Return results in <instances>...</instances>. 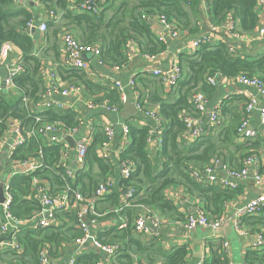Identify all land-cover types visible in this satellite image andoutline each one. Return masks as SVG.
Segmentation results:
<instances>
[{"label": "trees", "instance_id": "trees-1", "mask_svg": "<svg viewBox=\"0 0 264 264\" xmlns=\"http://www.w3.org/2000/svg\"><path fill=\"white\" fill-rule=\"evenodd\" d=\"M41 1L48 9H50V3L54 5V13L56 12L55 14L63 20L59 28L70 30L81 42L98 45L101 48L99 58L107 66L128 64L127 52L132 44L143 54L158 55L167 47V44L157 40L147 20L148 16L162 15L168 21L174 22L180 31L186 30L188 35L199 31L198 28L192 27V18L200 16L196 9L198 0H104L97 13L71 8L73 4L81 0ZM186 1L190 2L191 13L185 9ZM261 5L258 0H211L210 22L214 25H223L231 18L234 31L254 37L261 26L259 14ZM31 19V13L23 4H18L14 0H0V44L3 41H10L23 54L21 57L23 71L13 78V85L22 91L23 96L28 100L35 102L42 88L37 77L39 62L31 55L33 42L26 30V23ZM235 43L232 38H229L216 44L202 45L193 53L186 50L177 53L183 73L179 80L178 98L169 102L159 96H147L148 104L156 103L158 106L155 112L158 118H161L160 135L156 137V140L153 139L155 146L148 141L150 136L148 126L138 124L133 118L126 120L128 143L119 154V158L132 161L135 170L131 178L126 181L121 180L120 185L135 188L134 204L150 206L166 219L169 217L180 219L176 205L166 197L165 192L173 185H183L189 193L197 195L207 215L215 217L222 213V203L232 196V192L216 184L197 182L192 178L190 170L196 165L208 164L218 159L224 148L236 146L234 142L237 134L236 127L244 113L237 120L236 125L230 123L216 135L202 134L190 143L183 140L187 131L183 115L186 113L195 115L189 102V95L193 90L199 88L205 95H214L215 86L207 83V76H213L219 82L220 79L235 81L238 76L245 74L259 77L264 82V52H253L255 44L249 48L236 46L231 52L229 46H235ZM65 72L66 77L79 84L87 94L101 92L114 104L119 103L116 89H109L108 86L90 81L81 70L69 69ZM135 81L137 85L139 83L144 85V82L153 83L151 80L138 78V75ZM135 90H138L137 86ZM5 96L3 93L0 96V137L6 127L4 122L6 118H17L21 125L28 127L34 124V117L39 116L40 122L58 121L66 127H71L74 125L75 117L78 116L69 109H46L42 112L30 113L21 98L13 102ZM142 104L145 108L151 109L146 107L147 104L143 100ZM103 137L102 133L94 134L86 152V169L77 171L73 178H65L70 186L78 188L85 196H92L97 183L112 174L110 163L104 162L97 155V148ZM245 141L247 145L237 147L245 148L247 150L245 155L251 153L253 148L257 149V143L250 142V139ZM40 144L43 160L48 167L44 168L39 175L58 188L64 184L62 177H65L64 169L58 165L59 145L44 144L39 136L30 137L13 150L12 158L24 159L29 154L33 155ZM152 146H154L153 149ZM249 149L251 152H248ZM34 174L14 175L10 179V189L13 194L10 210L18 218L29 217L33 211L39 209L36 201L26 198L30 187L29 182ZM120 204L121 190L116 187L110 194L97 201L95 209L100 215L88 212L85 218L87 220L95 218L99 223L114 215L117 216L114 211L120 207ZM127 209L121 208L119 212V216L128 217V222L123 228L117 227L118 222L104 230L98 226L95 233L100 241L116 242L122 245L124 251L130 245H136L137 251H140L141 243L132 233L134 225L131 224V213ZM260 213H264V210ZM253 217L254 215H251L246 218L250 220ZM56 219V225L49 227L39 229L22 227L16 235L21 251L6 248L0 251V260L6 264H37L41 248L47 250L50 258H62L69 245L82 235V230L77 226V212L74 207L56 211ZM184 220L185 218L178 221ZM256 223L258 228L253 231L261 232L264 236V215L257 218ZM7 235H0V241L7 239ZM216 245L219 252H214L213 264H226L225 258H221L222 246ZM123 250L119 249L111 257L109 264H135L132 253H124ZM186 255L185 246H178L166 255V264H183L186 261ZM99 259L100 254L87 247L75 255V264H95ZM244 260L248 264H264V245L259 250L249 249Z\"/></svg>", "mask_w": 264, "mask_h": 264}, {"label": "built area", "instance_id": "built-area-1", "mask_svg": "<svg viewBox=\"0 0 264 264\" xmlns=\"http://www.w3.org/2000/svg\"><path fill=\"white\" fill-rule=\"evenodd\" d=\"M16 3H21L22 0H14ZM104 0H81L77 4H73L71 8H75L80 11H87L97 13L101 8V4ZM211 1V0H210ZM260 4H263L264 0H258ZM48 18H56L57 15L53 10H48ZM147 20L151 22H158L162 26L163 32L156 34L158 41L167 44V38L172 40H182L180 30L174 22L168 21L162 15L148 16ZM33 27L32 20L26 23V30ZM38 30L43 33L47 30V23L42 20L38 25ZM209 32L203 33L195 38L183 40L181 46L189 53L195 52L200 46L206 44H216L218 32L221 29H225L230 37L240 43V41L246 40L245 35H241L234 31V24L232 19H228L223 25L210 24L208 26ZM258 36H264V28L260 27L258 30ZM63 51L60 58L59 65L65 69H78L86 72L90 78L97 77L96 72L91 71L88 61L83 58V54H91L100 60L101 48L98 45L91 43L81 42L76 36L67 29L62 32ZM237 46V45H236ZM234 45L229 46V50L233 52L235 50ZM15 51V45L10 41H3L0 44V68L4 67L6 72L4 75L0 74V96L4 92V88L13 87V78L23 71L22 58L20 55H15L14 62L8 64V59L12 57ZM182 51V50H181ZM180 52V51H179ZM178 52L171 55L170 65L166 72H161L157 69L153 71L154 75H159L161 81L168 88L175 87L179 80L182 78L183 73L180 67ZM133 54L127 52L128 62L133 58ZM145 59L156 60L158 55L145 54ZM127 64L112 66L114 71L125 68ZM206 81L208 84L213 85L215 77L207 76ZM239 84L250 86L256 89L258 96L264 97V82L256 76H247L242 74L235 80ZM113 87H115L118 93L117 106H109L112 111H117L118 108L126 105L128 102L134 104L135 112L138 116H145L153 120V124H146L150 136L148 137L149 143H153V139L160 134V119L158 118L155 110L145 108L142 104V98L140 93L135 90L136 81L134 76L130 77L126 84H122L118 80H111ZM58 92L62 96L66 97L72 93L82 94V87L74 81L66 82L62 87H59L56 83L48 87L45 92L51 95L52 92ZM43 93L41 94V96ZM228 96H223L214 107L210 110L209 117L204 124L206 128L214 127L217 122L218 114L221 110L222 102ZM26 103V98H23ZM209 98L201 90L194 91L190 96V103L195 115L186 113L183 115V122L187 130H191L194 127L192 133L195 136H200L203 132V128L200 123V116H202L208 107ZM87 108L94 110L98 108L97 104L90 102L86 104ZM45 109L63 110L69 109L70 105L67 103L56 101L55 99H48L44 103ZM257 110L259 113V119L264 126V102L260 101L258 97L249 96V99L245 105V115L240 120L236 127V133L247 139H255L260 136V132L254 128H251L248 124V114ZM34 124L25 127L20 124L17 118H6L5 129L0 137V186L2 187L3 201L0 202V235H9L7 239L0 241V251L6 248H12L17 251H21V246L17 240V234L22 227L31 229H39L56 225V211L67 210L74 207L77 212V226L82 230V235L76 238L73 242L74 255L69 257L63 264H75V255L80 252L81 247L85 243L91 241L95 251L100 254V259L95 264H108L111 257L116 254L120 249V244L116 242H102L100 241L95 230L98 227V223L95 218L87 220L85 215L90 212L93 215H100L96 212L95 206L97 201L103 199L106 195L110 194L116 187L119 190H124L125 193L121 194L120 207L116 209V212L121 211L130 204L134 199L136 192L134 187H124L120 185V181H126L131 178L135 166L130 160H120L119 154L124 150L128 143V125L127 123H120L119 131L121 134V141L126 142L119 150L117 166L120 171V180L116 182L114 178L107 177L97 183L93 190L92 196H85L78 188L70 186L65 178H73L77 171L86 169L85 157L88 146L91 144L94 132L95 122L92 121L87 126L83 125L79 116L74 119V125L66 127L63 123L58 121L53 122H40L39 116L34 117ZM105 119V121H104ZM101 126V132L103 134V140L97 148V155L104 161L111 163L112 154L109 153V148L112 146L115 137V128L107 118L102 117V121H99ZM84 129L82 132L81 130ZM39 136L40 140L44 144H56L59 145V162L58 165L64 169V176L62 177L64 184L57 188V186H49V182L45 177L39 174L48 165L43 160L42 145H38V149L35 154H29L24 159L12 158L13 150L22 145L27 138ZM65 136L71 137L73 140V152L70 150V143L65 139ZM218 164V159H214L208 164H205L199 168H193L190 170V174L193 179L198 182H207L210 184L219 185L221 188L228 190H235L237 187V180L243 179L250 174V166L252 168V174L255 179H259L258 167L256 164V158L253 155L245 157L243 160V166L240 169L225 168V175L223 177L215 174V167ZM35 173V174H34ZM34 174L30 180L29 192L26 195L27 199H32L39 204V209L32 212L31 216L26 218H18L10 210L11 203L13 201V194L10 189V179L14 175H29ZM264 210V194L251 198L247 203L241 205L236 209L233 216V226L236 233L240 235H246V229L242 227L243 219L246 216L255 215ZM225 216L220 214L219 216H209L206 214L202 207L196 208L191 214H189L182 223L185 229H193L195 227H208L211 229L218 228L224 221ZM162 216L149 208H146V212L138 216L134 221V231L137 234H144L148 231V226L158 227L163 223ZM122 223V226H125ZM264 245V236L261 232L255 233V237L250 244L251 250H259ZM224 247H227V243L224 242ZM0 264H6L0 260ZM37 264H52L47 250L41 248L38 253ZM195 264H206L203 258L199 259ZM231 264V263H228ZM244 264H248L244 262Z\"/></svg>", "mask_w": 264, "mask_h": 264}, {"label": "crops", "instance_id": "crops-1", "mask_svg": "<svg viewBox=\"0 0 264 264\" xmlns=\"http://www.w3.org/2000/svg\"><path fill=\"white\" fill-rule=\"evenodd\" d=\"M210 2V0H198V4H196V9H198L200 16L197 18H192V27L198 28L199 31L192 35H188L186 30L183 32L180 31V39L182 40H172L171 38H167V47L158 54L156 60L152 61L145 59L143 55L147 53H140L139 49L132 44L129 46L128 52L132 53L134 57L128 62L125 68L114 71L112 66L101 64L97 57H94L91 54H83L84 59L88 61L90 70L96 72L97 77L90 78L86 72L82 70L81 71L90 81L108 86L109 89H115L111 83V80H118L122 84H126L130 77L134 76L135 78L137 75L138 78L142 77L153 81V83L144 82V85H140V83L137 85L136 82V85L138 89L137 91H139L142 100L145 101V104H147L146 107H151V109L155 111L158 110V106L156 103H151V105L148 104L147 96L154 95L156 97L159 96L163 100L169 102L175 101L179 96L180 83L178 82V84L173 88H168L163 84L159 75L153 74V71L155 69L161 72H166L168 70L171 55L175 54V52L184 50V48L181 46L183 40H188L203 33H208L206 32L205 28L211 24L209 17ZM21 4H23L27 11L31 13V20L33 22V27H35L33 32H31V29L27 31L32 37L33 42L31 55L34 56L39 62L37 77L39 79V84L41 85L42 91L39 93V98L35 102L30 101L27 99V97L23 96V92L18 90L14 85L10 88H4V92H2L3 95H6L7 97H5L9 101L13 102L20 98L22 100L23 98H26V103H24L26 104L30 113H37L46 110L44 103L50 98L55 99L56 101L67 103L70 105V110L78 114L84 126H87V124H90L92 121L95 122V135L102 133L99 121H102L103 116L104 118H107V120H109L115 128L114 141L112 146L109 148V153H113L110 160V165L112 166V174L110 177L114 178L116 182H119L120 171L118 170L117 159L120 148L126 143L122 142L120 139V123H126L127 119L133 118L135 122L145 126L146 124H153V120L145 116H138V114L135 112V108L133 114V112L128 110L126 105L118 108L117 111H112L109 109V106H117V104L111 102V100L108 97H105L101 92L90 95L87 94V92L83 89L82 94L72 93L66 97L62 96L56 91L52 92L51 95L46 94L45 90L53 84L56 83L59 87H62L66 84V82L70 81V79L66 77L65 72L69 69H65L59 65L63 51V42L61 37L62 32L64 31L63 27L59 28V25L60 23H63V20L60 16L51 19L48 18V10L52 9L54 11L55 8L51 3L49 7L50 9L46 8L45 4L41 0H22ZM189 5V1L184 3L185 9L189 10L191 13V8ZM259 14L261 21L260 27L264 28V2L261 5ZM42 20L51 23L47 24V30L43 33H41L37 28ZM150 26H152V31L155 36L159 32H163L162 26L158 22H151ZM217 35L218 37L215 41L216 43L219 41H226L229 38L231 39L229 33L225 29H221ZM245 39L246 40L240 41V43L236 42L235 46L237 45L238 47L243 46L245 48H249L255 44V49L253 52H264V36L259 37L257 32V35L254 37L245 35ZM17 54L20 55V57L23 56L21 50L15 46V51L12 57L8 59V64H12L14 62L15 55ZM5 72L6 70L4 67L0 68V74L4 75ZM213 85L215 86V93L212 96L206 95L209 98L207 111L202 116H200V125L203 128L201 135L208 133L216 135L228 124L231 123L236 125L240 116L243 113L245 115V103H247L249 96L258 97L260 101L264 102V97L258 96L255 88L239 84L236 81L220 79L218 82L215 78ZM196 90L200 89L198 88ZM196 90H193L191 94ZM42 93L43 95L41 96ZM191 94L189 95V102ZM224 95L228 97L222 102L217 122L215 123L214 127L206 128L204 124L206 123V120L209 116L206 117L205 114L207 112L210 113V110L220 99H222ZM89 100L90 102L96 103L98 108L94 110L88 109L86 104ZM224 109L225 114L222 115ZM247 118L249 126L260 132V136L255 139H250V142L257 143V149L253 148L252 152L251 149H249L248 152L250 151L251 153L245 155L247 150L245 148L239 149L237 147L247 145L248 143L245 141L247 138H242L236 134V137L234 138L236 146L234 147L230 144L231 146L222 150V153L218 158V164L215 167V174L223 177L225 175V168L240 169L243 166V160L245 157L253 155L256 158V164L260 178H254L252 174V168L254 165H252L249 167L250 174L243 179L237 180L236 189L233 191L229 190L232 192V196L222 203L221 214H223L225 218L222 224L216 229H211L208 227H195L190 230L185 229L182 226L183 221L180 222L178 220L186 218L198 207L203 208V204L195 193H189L185 187H183V185H173L168 188L165 192V195L174 202L176 205V210L178 211V214L181 216V218L176 219L169 217V219H166L164 216H162L164 221L160 226L155 227L149 225L148 231L140 235L137 234L134 229H132L133 235L135 234L136 237L139 238L141 250L137 251L138 247L136 245L128 246L126 251H124L122 245H120V249L123 250L124 253H132V256L135 258V264L137 261V264H166V255L171 253L178 246H185L187 251L186 261L183 264H195L201 258L205 260L206 264H213L212 258H214V252H219L216 244L222 246L221 251H223L225 254L222 253L221 258H225L226 264H244V258L247 255L248 250L251 249L250 244L255 237L256 232L253 231V229L258 228L256 219L261 218L264 215V213H257L250 220L248 219L249 216H246L248 218L245 217L246 219L242 222V227L246 229V235H240L234 230L233 216L236 209L247 203L251 198L264 194V126L260 122L259 113L257 110L251 111ZM81 131L83 132L84 129ZM196 137L197 136H195V134H193L189 129L184 134L183 140L187 143H190ZM151 145L155 146L154 143ZM154 146L151 148L153 149ZM70 150L73 152V148L70 147ZM201 166H203V164L196 165L195 168H199ZM94 168H96L95 165ZM203 183L207 184V182ZM47 184L49 186H55V184L50 183V181ZM134 199L130 202V204H128V206H126V208H128L127 210L131 213L132 225H134V221L138 216H141L146 212V208L155 211L150 206L134 204ZM119 212L114 211L117 216L114 215L113 217L99 222L98 226L102 228L101 230H104V228H109L112 225H116L118 222L119 224L117 227L119 229L123 228L124 226H122V223L126 224L128 222V217L125 215H123V217L119 216ZM8 237L9 235L6 236V238ZM224 242L227 243V247H224ZM66 247L67 246H65V248ZM87 247L95 250L90 241L86 246L81 247L80 251ZM74 251L73 244L69 245L62 258H51L52 264H63L69 257L74 255ZM112 261H114V259H112ZM110 262L111 259L108 264Z\"/></svg>", "mask_w": 264, "mask_h": 264}, {"label": "water", "instance_id": "water-1", "mask_svg": "<svg viewBox=\"0 0 264 264\" xmlns=\"http://www.w3.org/2000/svg\"><path fill=\"white\" fill-rule=\"evenodd\" d=\"M205 29H206V32H209V31H210L208 27L205 28ZM34 30H35V27H32V28H31V32H33ZM83 58H84V57H83ZM126 106H127L128 110H129L130 112H133V114H134V104H133L132 102H128V103L126 104ZM205 116L208 117V116H209V112H207V113L205 114ZM193 129H194V127L191 128V132L193 131ZM65 139H66L67 141H69L71 148H73V140H72V138H71V137H68V136H65ZM121 193L124 194L125 191L122 190ZM2 201H3L2 187L0 186V202H2ZM86 245H87V243L84 244V246H86Z\"/></svg>", "mask_w": 264, "mask_h": 264}]
</instances>
